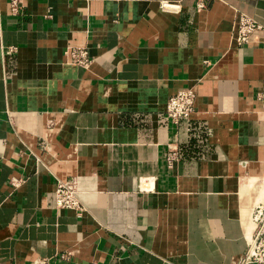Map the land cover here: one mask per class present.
I'll list each match as a JSON object with an SVG mask.
<instances>
[{"label": "crops", "instance_id": "0c3cea01", "mask_svg": "<svg viewBox=\"0 0 264 264\" xmlns=\"http://www.w3.org/2000/svg\"><path fill=\"white\" fill-rule=\"evenodd\" d=\"M200 1L25 0L14 15L0 0V264H243L264 204V34L238 45L234 29L239 13L264 26V0ZM187 89L194 112L174 124ZM73 180L82 214L56 207Z\"/></svg>", "mask_w": 264, "mask_h": 264}, {"label": "built area", "instance_id": "2783aa9c", "mask_svg": "<svg viewBox=\"0 0 264 264\" xmlns=\"http://www.w3.org/2000/svg\"><path fill=\"white\" fill-rule=\"evenodd\" d=\"M11 12L14 15H22L24 13L25 0H9ZM164 7H175V4H164ZM206 7L201 0L197 8L199 10ZM261 31L264 34V26L258 23L254 18L244 13H239L236 18V26L234 29V38L238 45L248 44L256 32ZM9 53H15L16 47L9 46ZM65 55L70 59L71 64L78 65L83 68L89 67L91 57L86 47H68ZM264 99V92L261 95ZM195 92L193 89H187L172 96L167 105L166 117L174 124H178L184 120H190L194 112ZM178 160V153L171 152L167 156L168 166L171 168L175 161ZM22 180L13 179L12 185L19 187ZM55 201L57 209L74 210L79 214L84 212L79 194L81 193L77 181H58L55 186ZM251 222L254 225L253 232L247 237V250L243 260V264H264V204L256 205L251 212ZM38 264H45L41 261Z\"/></svg>", "mask_w": 264, "mask_h": 264}]
</instances>
